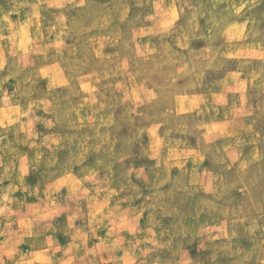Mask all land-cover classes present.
<instances>
[{"label":"clouds","instance_id":"obj_1","mask_svg":"<svg viewBox=\"0 0 264 264\" xmlns=\"http://www.w3.org/2000/svg\"><path fill=\"white\" fill-rule=\"evenodd\" d=\"M0 264H264V0H0Z\"/></svg>","mask_w":264,"mask_h":264}]
</instances>
